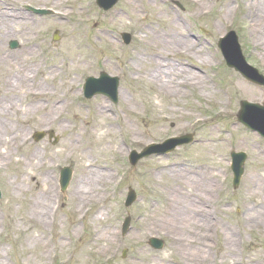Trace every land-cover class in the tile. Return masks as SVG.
Wrapping results in <instances>:
<instances>
[{
	"label": "rangeland",
	"instance_id": "374dc122",
	"mask_svg": "<svg viewBox=\"0 0 264 264\" xmlns=\"http://www.w3.org/2000/svg\"><path fill=\"white\" fill-rule=\"evenodd\" d=\"M196 1L119 0L109 11L98 8L95 0L0 3V11L18 22L14 32L0 37V108L10 107L11 117L4 118L12 128L8 134L25 138L20 148L10 147V158L3 157L7 148L0 149V264H264V139L237 120L242 101L264 105V87L227 68L217 42L234 31L246 62L263 77L264 63L248 32L246 0H201L203 15L197 14ZM24 5L55 14L31 17L22 11ZM259 12L264 14V8ZM174 24L180 29L175 31ZM170 30L195 41V47L190 50L181 40L170 44L168 37L175 33ZM122 33L131 36L129 45L122 44ZM13 41L19 45L16 50L9 49ZM148 54L196 72L210 88L201 90L192 82L166 96L159 88L158 75L162 81L163 75L150 74ZM202 55L209 61L199 63ZM23 62L34 77L7 98V86ZM101 72L119 79L115 104L103 96H82L83 80ZM242 85L255 90L254 98L261 92L262 99L243 94ZM36 102L47 109L36 111ZM38 131H52L56 143L47 137L34 142L31 136ZM186 134L194 136L191 144L136 166L128 163L130 151ZM231 152L247 156L236 189ZM27 158H33L29 166L23 162ZM66 166L73 173L61 193L59 171ZM96 166H103L106 176L86 187L95 202L79 212L73 188L87 168ZM44 174L51 177L54 203L46 225L40 226L30 208L34 184ZM129 187L137 201L125 208ZM182 198L209 213L207 220L193 216L203 226L177 229L167 220L175 200ZM247 209L251 221L243 216ZM153 214L162 222L151 223ZM128 215L130 230L121 237ZM152 224L157 230L152 231ZM57 233L64 236L59 239L62 248L56 246ZM203 235L205 263L192 259L184 246H196L193 242L204 241ZM151 237L164 241L162 250L147 245ZM98 238L112 242H96ZM181 239L183 245H177Z\"/></svg>",
	"mask_w": 264,
	"mask_h": 264
},
{
	"label": "bare ground",
	"instance_id": "6f19581e",
	"mask_svg": "<svg viewBox=\"0 0 264 264\" xmlns=\"http://www.w3.org/2000/svg\"><path fill=\"white\" fill-rule=\"evenodd\" d=\"M197 4V14L203 15L206 13L205 5L202 3L201 0L196 1ZM244 8L247 10V14L245 18L249 22L248 26V32L249 35L255 39L257 43V55L262 59V62L264 63V14L259 12L260 9L264 8V0H246L243 2ZM0 15L2 16L0 19V29L3 30V32L0 34V37H3L4 35L8 34L9 32H14L13 29L17 25L18 22L11 21L10 18H8V15L3 11H0ZM61 16H64V14H61ZM173 29H180L177 25H173ZM173 30V31H174ZM171 32V30L169 32ZM176 31V30H175ZM174 31V32H175ZM177 32L173 33V36H169L167 41L172 43H177L183 41V44H186V47L188 49H192L195 47L196 43L195 41L188 40L184 37L180 38V35H178ZM160 39L158 36L154 38L155 41H158ZM197 52H201L200 50H197ZM150 53V52H149ZM169 55V54H168ZM171 55V54H170ZM173 56V55H171ZM147 57V64L150 65L151 70L150 74L156 75L158 73H161L163 75V81L161 80V76L158 75V81H160L159 88L162 90L163 94L166 96H169L171 93V90L173 89H180V88H186L191 85L192 82L197 88L204 90L209 89L208 80L197 74L193 71H186L182 65H180L177 62L171 61H159L156 60L152 55L148 54ZM210 57H206L204 55L200 56V59H197L199 63H205L209 61ZM5 59V58H4ZM3 62V60L1 61ZM52 72V69L49 70ZM34 71L29 74L28 72V65L23 64L17 68V72L15 76L13 77V81L8 85L9 82H6V85H8L6 90L7 98H12V93H16L17 90L20 88V86H26L31 81V78L34 77ZM177 75H182V78L180 79L177 77ZM176 76V77H175ZM174 77V78H173ZM176 78V80H174ZM16 80V83L18 84V87L15 86L14 81ZM174 80V81H173ZM11 81V80H10ZM42 84V80L39 81ZM241 91L245 95H250L252 98H254L253 93L255 92L254 89L250 88L247 89L245 86L242 85ZM33 90L31 92H28L30 95L33 94ZM207 93H211V90H208ZM36 95L39 94L35 93ZM180 94V91H179ZM254 99L261 100L262 94L261 92L258 93L257 96H255ZM219 105H222V102H219ZM36 111H45L47 109L46 105H41L40 102H36L33 104ZM56 108V106H53V109ZM222 112V107L219 108ZM102 116V115H101ZM10 115V107L4 106L0 108V149L7 148L3 154V157L8 156L9 158L13 156V150L11 151L10 147H14L17 145L18 148L22 145L24 142V137H19L17 133L8 134L9 132H12V128L9 126V124L5 123L4 118H9ZM258 151H263L262 149H258ZM32 157V155L30 156ZM33 161V158H27V163L25 161L24 164L26 166H29L30 163ZM94 169L87 168L86 169V175L84 176V179L77 182L76 185L73 188V200L77 204V211L81 212L82 210H85V208L94 203L95 199L91 194L93 192L86 191V187H91L92 184L96 183L97 181H100L103 177L106 176L105 172L102 171L104 168L103 166H96L93 167ZM25 174V173H24ZM34 188L36 191V196L33 200V204L31 205V210L35 211L36 215V221L40 226L46 225L47 220L49 219L52 203H54V196L52 194L53 192V185L51 181V177L49 174H44L40 180V182H35ZM172 211L169 214V217L167 220L169 222H172V226L177 229H183L185 227H188L190 224H195L201 227L204 224L201 223V221H197L193 216H196L195 214H198L197 217H200L204 220H207L209 218V213L203 208V207H196L193 202L186 201L185 198L182 199H176L175 203L173 204ZM251 209H247L245 213L243 214L244 218L247 220H252L253 215H251ZM262 213V212H261ZM257 219H259V213L255 216ZM151 220V223H158L162 222V219H160L157 216L150 215L149 219ZM166 220V221H167ZM210 220L206 221L208 222V225L211 224L209 222ZM157 230V227H155L154 224H152V231ZM104 235L107 234V231H102ZM56 237V235H55ZM110 237V234H109ZM224 240H228L229 237L224 235ZM64 236L57 233V240H55L56 246L59 248L63 247V244L60 242L59 239H63ZM203 240H197L193 243H196V246H187L189 248L190 256L192 259L197 260L201 263H205L208 260V257L206 255V251H203V249H207V245H205V241L207 240L206 235H203ZM206 239V240H205ZM105 242L110 243L111 238H108L107 240L98 238L96 239V242ZM177 245H183V240H177L175 241Z\"/></svg>",
	"mask_w": 264,
	"mask_h": 264
},
{
	"label": "water",
	"instance_id": "95a60500",
	"mask_svg": "<svg viewBox=\"0 0 264 264\" xmlns=\"http://www.w3.org/2000/svg\"><path fill=\"white\" fill-rule=\"evenodd\" d=\"M118 0H99L98 4L104 8V10L110 9ZM125 41L128 43V37H125ZM16 43L11 44V47L14 48ZM220 48L222 53L227 61V65L234 67L236 70L240 71L246 78H249L253 81L262 82V78L256 76V73L248 68L245 65L244 59L241 57L239 46L237 44L236 37L233 32L229 33L224 40L220 43ZM252 72L253 74H251ZM118 82L117 79H109L105 74H101L99 79L89 78L87 80V85L85 87V96L87 98L92 97L94 94H104L109 96L114 102H116ZM238 119L240 122L248 126L253 130H257L264 137V109H260L256 106H250L246 103L241 104V111L239 113ZM44 134H36L35 140H40ZM51 136V134H50ZM191 141V138L185 137L183 139L169 140L165 144L160 146H152L144 150L140 154L132 153L130 157V162L132 165L144 157H147L151 154H161L171 151L176 146L185 144ZM234 166V186L236 187L239 183L240 177L243 173L242 165L245 159V156L242 154L232 155ZM71 171L70 169H63L61 171V188L64 191L70 180ZM136 199V196L132 190L129 189L128 197L126 200V206H130ZM129 219L127 218L123 224L122 234L125 235L128 230ZM150 245L155 249L162 248V242L158 240H151Z\"/></svg>",
	"mask_w": 264,
	"mask_h": 264
}]
</instances>
